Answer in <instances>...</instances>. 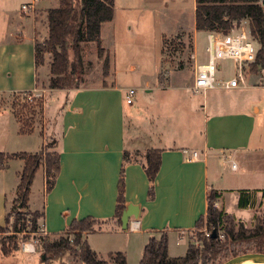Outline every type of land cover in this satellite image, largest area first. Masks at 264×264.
Returning <instances> with one entry per match:
<instances>
[{
  "label": "crops",
  "instance_id": "obj_1",
  "mask_svg": "<svg viewBox=\"0 0 264 264\" xmlns=\"http://www.w3.org/2000/svg\"><path fill=\"white\" fill-rule=\"evenodd\" d=\"M41 1L52 3L46 0L26 3L33 7ZM23 5L25 3L20 6ZM21 7L17 10L7 4L0 7V94L37 90L34 62L37 26L44 27V40L47 35L46 11L51 7L43 8L39 22ZM189 9L194 18L195 0H114L113 20L102 24L101 32L104 25L116 23L119 11L127 16H153L156 12L165 15L170 11L181 15ZM193 26L190 30L196 35L203 33L195 30V21ZM109 76L116 82L110 87L49 90L50 98L42 112L45 121L53 120L59 172L53 188L45 191L42 198V228L46 234H64L72 222L90 218L97 223L91 231L84 233V241L100 256L122 252L127 264L130 255L139 263L149 238L165 234L168 255L173 257L170 254L172 246H178L186 235L189 240L197 221L206 217L210 191L227 199V193L247 195L264 191V115H259L260 107L251 96L242 94L264 90V87L245 79L244 87L227 90L218 86L213 89L222 96H212L206 107L204 103L203 108L210 117L203 131L195 125L194 111L190 112L191 116L194 114L193 123L185 116L178 130L170 126L158 129L155 124L149 128L151 132L146 143L138 144L147 150L160 151L153 198H148L151 185L142 163H126L122 214L127 212L129 218L127 228L123 229L121 218L120 221L115 218V208L127 135L135 134L130 125L134 124V112L126 110L124 102L126 90L132 87L117 84L116 68ZM226 93L239 96L230 98ZM43 137L44 133L35 130L20 133V123L13 114L8 110L0 113V154H36L42 148ZM211 159L230 161L229 175L221 174ZM23 167V160L14 158L0 167V226L5 221L10 192L8 172H13L11 182L15 188ZM39 169L42 170L44 189L45 170L41 166ZM210 174L214 178L211 184L208 181Z\"/></svg>",
  "mask_w": 264,
  "mask_h": 264
},
{
  "label": "rangeland",
  "instance_id": "obj_2",
  "mask_svg": "<svg viewBox=\"0 0 264 264\" xmlns=\"http://www.w3.org/2000/svg\"><path fill=\"white\" fill-rule=\"evenodd\" d=\"M28 1L0 0V7L7 4L17 10L22 3L28 6L29 4L26 3ZM54 6L53 2L50 4V2L41 1L33 6L29 13L37 17L39 22L42 20L43 8ZM157 13L153 16L147 14L127 16L121 11L117 12L116 23L103 26L100 36V47L103 48L101 56H98V47L95 43H83L81 47L82 74L74 77V86L77 88H48L50 56L46 54L44 55V63L36 68L37 90L22 94H0V113L8 110L18 121L21 117H28V110L34 111L32 123L30 122L29 128L25 129L44 133L41 150L36 154H31L41 159V167L44 170L46 159H50V166L54 167L57 137L54 134L53 120L45 121L42 110L40 115L36 114L38 106L41 105L43 109L44 104L50 98L51 90L70 91L82 87H110L116 83L109 76L115 68L118 71L117 84L123 87H132L135 90L133 105L126 104L125 106L126 110L129 109L134 112L132 113L134 124L130 125L134 127L135 134L130 133L126 139L128 142L125 152L130 160H141V156L147 149L138 143L147 140L148 134L151 132L149 128H153L154 124L158 129L170 126L172 129L178 130L182 126L185 116L188 122L192 121L193 123V116L196 114L197 124L195 125L203 131L206 126L205 123L210 117L209 112L203 108L204 103L206 107V103H209L212 96L219 94L222 96V93L217 90H210L207 93H195L192 90L195 62L203 63L207 60L205 52L206 33L196 35L193 30H190L194 27L191 9L184 10L180 13L181 15L174 14L172 11L165 15H162V12ZM37 30L38 41L42 43L44 27L38 25ZM195 53L197 57L193 58ZM69 57L72 58L71 53ZM105 59L109 63L106 77L103 76ZM218 65L219 69L215 72L217 79H229L237 72L236 65L232 61H219ZM243 78L248 83L264 87V68L255 67L252 64L244 66ZM241 91L243 90L241 89ZM226 94L230 98L239 96L232 93ZM242 94L253 98L256 105L260 107L259 115L263 116L264 90H254ZM191 111H194L192 116ZM135 135L136 137H134ZM9 157V155H4L1 158L2 166L9 159H12ZM213 160L221 174L229 175L230 161L222 162L220 159H211L210 162ZM12 173L9 170L10 192L7 199L6 220L0 226V243L12 240L16 242L18 249L9 257L0 255V264H43L40 261L43 243L67 239L69 244L73 246L75 235L81 232L70 229L60 236L45 234L42 228L41 203L46 190L45 188L42 189V170L39 169L36 172L25 199L21 198V193L18 190L19 183L14 188L11 182ZM208 181L210 184L214 181L211 174ZM228 194L226 195L229 196L228 199L225 196L223 198L217 196L219 200L216 198L211 202L212 208L223 214L221 221L212 225L207 222L205 217L202 224L189 235V240L186 235L183 241L178 243V246H172L173 251H170V254L173 257L183 256L189 241L201 246L202 240L211 237L215 231L216 236H220L217 239L223 242L226 229H230L232 225L237 229L241 223L245 229L250 230L260 219L264 218V191L258 194L248 193L247 195H241L239 192ZM242 201L245 202L241 207ZM81 234L84 236V233ZM159 237V235L156 236V238ZM81 242L83 243V237ZM23 246L32 247L33 251L24 252ZM233 249L238 251L240 255L242 252L244 254L255 252L253 244L246 242L237 246L234 245ZM64 260L67 263L80 264L71 262L72 258L67 255ZM218 262L223 264L226 260H218ZM51 264H59V262ZM129 264H138L133 255H130Z\"/></svg>",
  "mask_w": 264,
  "mask_h": 264
},
{
  "label": "trees",
  "instance_id": "obj_3",
  "mask_svg": "<svg viewBox=\"0 0 264 264\" xmlns=\"http://www.w3.org/2000/svg\"><path fill=\"white\" fill-rule=\"evenodd\" d=\"M49 1L53 2L55 6L46 11L47 35L45 39L42 43L35 41V68L44 63V55L48 54L50 56L48 88H77L74 86V77L82 74V44L95 43L98 47V56H101L103 53L100 47L101 26L113 20L114 0ZM243 20L248 21L250 34L258 47L256 60L252 65L264 68V4L262 0H195L194 21L197 32L227 33L233 25L239 24ZM108 68L109 63L105 59L104 77L108 75ZM41 110L42 107L39 105L36 114L40 115ZM27 113L28 117L18 119L22 134L30 132L27 129L35 115L33 110H28ZM3 156L0 154V167H2L1 158ZM9 158H19L24 162L23 170L19 175L18 190L21 193V198L25 199L36 172L42 166L41 159L36 155L25 153L10 155ZM45 162V190L49 192L53 188L59 172L58 153L55 155L53 168L50 166V159H46ZM129 162L142 163L145 175L151 185L148 198L152 199L154 182L160 167V151L156 149L147 150L141 156V160H130L124 152L115 208V218L118 221H120L124 209V165ZM217 196L218 194L214 191H210L208 194L206 218L207 222L212 225H216L223 218V214L213 209L211 205ZM243 202L245 201H242L241 207ZM204 219L200 218L197 221L196 229ZM96 223L93 219L85 218L72 222L68 230L76 229L81 233H86L91 231ZM81 233L75 235L73 246L69 244L67 239L43 243L40 261L43 264L53 262L72 264L64 260L67 255L72 258L71 262L80 264H127L126 255L122 252H111L105 257L93 252L84 241ZM159 236V238L156 236L149 238L138 264H219L218 260L227 261L238 256V254L240 255L238 251L233 249L234 245L237 246L240 243L253 244L255 252L264 253V218L260 219L250 230L245 229L241 223L237 229L232 225L230 229H226L223 242H220L216 236V238L209 237L202 240L201 246L189 243L186 253L181 257H170L168 255L167 236L165 234ZM82 237L83 243L81 242ZM17 249L16 242L12 240L0 243L2 257H9Z\"/></svg>",
  "mask_w": 264,
  "mask_h": 264
},
{
  "label": "built area",
  "instance_id": "obj_4",
  "mask_svg": "<svg viewBox=\"0 0 264 264\" xmlns=\"http://www.w3.org/2000/svg\"><path fill=\"white\" fill-rule=\"evenodd\" d=\"M32 8V6L26 5L21 7L25 11H30ZM206 39L207 45L205 52L207 54V60L203 63L195 62L192 90L195 93H206L218 86L227 90L244 87V66L255 62L258 49L250 34L248 21L243 20L239 24L233 25L227 33H206ZM193 58H195V55H193ZM224 60L232 61L236 65L237 72L229 79H217L215 78V72L219 69L218 62ZM134 94V89L129 88L126 90L124 100L127 105L133 104ZM196 155V153H193V157H196ZM234 167L235 165L232 164V168ZM23 251L31 252L33 248L23 246Z\"/></svg>",
  "mask_w": 264,
  "mask_h": 264
},
{
  "label": "water",
  "instance_id": "obj_5",
  "mask_svg": "<svg viewBox=\"0 0 264 264\" xmlns=\"http://www.w3.org/2000/svg\"><path fill=\"white\" fill-rule=\"evenodd\" d=\"M262 3L264 4V0H262ZM128 218L129 214L127 212H123L121 216V222L123 224L122 228L126 229L128 226ZM212 238H216V232L213 231ZM251 261H258L264 263V253L260 252H253V253H245L238 256H235L229 260H227L223 264H245Z\"/></svg>",
  "mask_w": 264,
  "mask_h": 264
},
{
  "label": "bare ground",
  "instance_id": "obj_6",
  "mask_svg": "<svg viewBox=\"0 0 264 264\" xmlns=\"http://www.w3.org/2000/svg\"><path fill=\"white\" fill-rule=\"evenodd\" d=\"M245 264H264V263L258 262V261H251V262H248V263H245Z\"/></svg>",
  "mask_w": 264,
  "mask_h": 264
}]
</instances>
